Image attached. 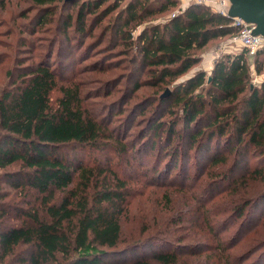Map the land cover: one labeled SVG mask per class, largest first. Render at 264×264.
<instances>
[{
    "label": "trees",
    "instance_id": "trees-1",
    "mask_svg": "<svg viewBox=\"0 0 264 264\" xmlns=\"http://www.w3.org/2000/svg\"><path fill=\"white\" fill-rule=\"evenodd\" d=\"M30 1L31 9L11 12L13 23L37 9L31 23L48 24L57 2L77 8L58 13L61 33L74 26L92 34L107 19L101 38L110 34L134 52L122 100L129 102L131 81L145 93L110 115L117 96L80 84L57 58L49 63L57 37L43 59L32 55L8 69L0 91V186L35 194L36 203L15 205L18 223H0L1 264H263L264 77L254 79L264 75V47L254 55L228 51L210 75L199 70L178 81L201 62L200 51L238 32L231 17L196 3L171 15L180 0ZM8 7L0 0V9ZM120 66L102 71L112 75ZM150 197L152 207L137 208ZM2 205L0 217H8Z\"/></svg>",
    "mask_w": 264,
    "mask_h": 264
},
{
    "label": "rangeland",
    "instance_id": "rangeland-1",
    "mask_svg": "<svg viewBox=\"0 0 264 264\" xmlns=\"http://www.w3.org/2000/svg\"><path fill=\"white\" fill-rule=\"evenodd\" d=\"M6 1V7H8L7 10L0 9V40L8 43H12V47H7L0 45V61H3L0 64V91L3 87L7 86L9 82V77L7 74L8 69H12L14 66L19 65L18 62L19 59H28L29 57L37 56V60L43 59V56H46V51L48 49V44L50 41H55L56 37L58 38L57 42L54 45L53 53L51 59H49V63L55 64L56 58L60 61L61 69L64 71L63 73H66L67 75L72 74L77 76V79H79V83L85 85L86 87H105L104 91H110L115 96H112L111 99H114L116 96L118 100L120 101L118 106H114L110 108V115L114 116L116 109L119 107H128L131 109V105L133 102L138 100L141 95L138 98H134L137 94H144V90H138L134 91V82H130V88L129 92L126 95V99H129L128 103H125L124 100H122V97L125 93V79L129 77V70L133 67V64H131V55L134 54L131 49H123L124 46L122 45H114L113 39L109 38L110 34H107L105 37L101 38V31L102 26L106 24L107 19L103 20L102 26L96 27L95 30H92V34H88L87 32L83 35H79L78 32L75 31L74 26H71L68 28L67 31L61 33L59 31L57 21L60 14H58L60 11L68 12L70 9H72V14H76L77 8H71L69 5H63L59 2L56 3L57 11L55 16H53L51 22L48 24H45L43 26H38L36 24H32L31 21L34 17L36 10H31L29 12L28 18H18L17 22L13 23L12 20V14L18 16L21 10H29L31 9V1L30 0H5ZM113 0H107L102 6L107 5L108 3L112 2ZM128 0H124L122 2V5H125ZM181 4L178 6V8L174 9V12H170L171 15L175 13H179L180 9L182 7L185 8L188 4L184 0H180ZM214 7V8H213ZM212 9L216 10L215 7H217V4H215ZM42 8V7H40ZM173 11V10H172ZM217 11V10H216ZM168 13V14H170ZM115 15V14H113ZM163 17V16H161ZM91 18V16H90ZM89 18V19H90ZM163 19V18H162ZM74 22V21H73ZM146 23L142 25H138L133 33L136 37L139 32L143 29ZM14 29L15 30V37H6L2 35L1 33L7 32L8 30ZM23 29L21 33L19 31ZM23 34L22 39L25 41V44H19L18 37ZM68 34V41L66 42L65 35ZM230 38H227L217 44H213L211 47L204 49L199 52L201 55V62L198 63L192 70L188 72L185 76L179 78L178 81H183L187 77H190L194 75L199 70H204L208 75L211 74L213 66L215 61L225 54L226 52H237L243 49L241 45L233 44L234 47H230ZM82 41L85 43L83 47H81ZM101 41V42H100ZM69 42V43H68ZM34 44L35 46H32L31 44ZM238 46V47H237ZM33 49V51H32ZM32 51V52H31ZM116 59V62H110V65L108 64L109 61ZM22 63V62H21ZM24 63H28V60H26ZM120 63H123L122 66H120ZM25 65V64H23ZM115 66L119 65V68H116L115 72L112 75H108L102 71L104 67ZM124 68V70H122ZM121 71V72H120ZM120 72V74H119ZM141 77V74H139ZM122 77V80H120L118 84H109L110 82H107L111 79H120ZM262 76H256L254 79V83L259 84L262 80ZM76 79V80H77ZM107 83V87H106ZM124 85V86H123ZM131 91V92H130ZM59 92H54L53 96L54 98L57 97ZM102 98V97H101ZM100 99V98H99ZM106 99H108L106 97ZM110 99V100H111ZM100 102H106L105 99H100ZM148 108V106H144ZM145 108V109H146ZM139 114H136L135 117H137L132 125V129L135 128V122L138 119ZM104 156V155H103ZM106 158V157H105ZM152 157H149L147 161L151 160ZM17 166H11L9 167V170L17 169ZM2 170H0L1 172ZM132 172L129 170L127 172V175H130ZM8 189L9 191L5 192L8 194H5L3 197H1V203L2 209H5L6 211H9L8 217H0V223H8V224H16L19 222L18 218H21V211L16 210L15 205H18L22 208H28L34 203L36 195H32L30 193L29 195H25V193H20L17 190H13L9 187V185L5 184L4 182L1 183L0 186V193L3 194L2 190ZM155 201V197H150L149 199L142 198L140 202L138 203L137 208L139 206L144 207V203L150 205L152 207L153 203ZM140 207V208H141ZM132 222L129 221L126 226L127 228H132V225H130ZM140 225L139 223H135L134 226ZM3 225V224H2ZM141 226V225H140ZM232 231V230H231ZM230 231V233H232ZM227 232V231H226ZM245 235L242 237V239L239 241L238 246L234 248L235 253L237 254L239 251L242 252L243 247H240L243 242H245ZM239 247V248H238ZM254 256L251 258V260H248V263L253 261ZM8 260L3 262V264H6ZM247 262V261H246ZM245 262V263H246ZM1 264V261H0ZM264 264V263H263Z\"/></svg>",
    "mask_w": 264,
    "mask_h": 264
},
{
    "label": "built area",
    "instance_id": "built-area-1",
    "mask_svg": "<svg viewBox=\"0 0 264 264\" xmlns=\"http://www.w3.org/2000/svg\"><path fill=\"white\" fill-rule=\"evenodd\" d=\"M186 3L205 4L213 7L217 4L216 10L224 15L228 16V10L230 7L229 0H184ZM214 8V7H213ZM230 17V16H229ZM233 24L237 26L238 32L234 34L230 39V44H240L246 48L250 55H254L259 49L264 47V36L256 35L255 25L243 20L239 17H231Z\"/></svg>",
    "mask_w": 264,
    "mask_h": 264
},
{
    "label": "water",
    "instance_id": "water-1",
    "mask_svg": "<svg viewBox=\"0 0 264 264\" xmlns=\"http://www.w3.org/2000/svg\"><path fill=\"white\" fill-rule=\"evenodd\" d=\"M228 16L239 17L254 24L256 35L264 36V0H229ZM169 89L163 94L167 96Z\"/></svg>",
    "mask_w": 264,
    "mask_h": 264
},
{
    "label": "crops",
    "instance_id": "crops-1",
    "mask_svg": "<svg viewBox=\"0 0 264 264\" xmlns=\"http://www.w3.org/2000/svg\"><path fill=\"white\" fill-rule=\"evenodd\" d=\"M230 45V47H234L235 48V45H231V44H229ZM237 45H240V44H237ZM238 47V46H237Z\"/></svg>",
    "mask_w": 264,
    "mask_h": 264
}]
</instances>
